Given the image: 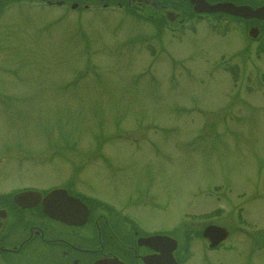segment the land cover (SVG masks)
I'll return each instance as SVG.
<instances>
[{"label": "rangeland", "instance_id": "obj_1", "mask_svg": "<svg viewBox=\"0 0 264 264\" xmlns=\"http://www.w3.org/2000/svg\"><path fill=\"white\" fill-rule=\"evenodd\" d=\"M53 10L1 15L0 152L27 158L0 155V189L66 173V184L124 204L143 232L183 218L230 229L225 248L197 238L182 264H264V43L242 40L239 22L224 30L232 36L208 23L164 47L132 43L151 29L102 10L55 29ZM233 54L225 67L238 79L219 65Z\"/></svg>", "mask_w": 264, "mask_h": 264}, {"label": "flooded vegetation", "instance_id": "obj_2", "mask_svg": "<svg viewBox=\"0 0 264 264\" xmlns=\"http://www.w3.org/2000/svg\"><path fill=\"white\" fill-rule=\"evenodd\" d=\"M6 1L8 0H0V6ZM20 1H28L36 7L43 4L58 6L57 3L65 8L76 5V9L86 0H15V2ZM174 1L95 0L94 2L109 8H123L127 5L137 11L154 9L165 12L177 8L180 12L192 10L188 2L178 6L176 3H171ZM246 2L257 3L253 0ZM51 188L21 185L11 190L0 189V264H116L109 261L101 262L106 256H116L127 264H149L142 259L146 254L145 248L134 243V236L127 234L121 236L119 231L123 229V225L117 222L115 228L111 215L96 214L85 199L83 200L89 209L86 220L80 216L59 219L49 215L44 197ZM27 189L42 190L43 196L23 201L14 200L17 192ZM57 202L63 211L73 214H76L73 209L80 211V208L74 204L65 203L63 198Z\"/></svg>", "mask_w": 264, "mask_h": 264}, {"label": "water", "instance_id": "obj_3", "mask_svg": "<svg viewBox=\"0 0 264 264\" xmlns=\"http://www.w3.org/2000/svg\"><path fill=\"white\" fill-rule=\"evenodd\" d=\"M220 5H217V6H213V7H210V8H213L214 10H218L220 7ZM206 6H201V9L202 10H205ZM218 8V9H217ZM221 8H224L225 10H228L230 12H233L237 15H241V16H244V17H259V18H264V7H261V8H257V9H252L251 7H234L232 5H224V6H221ZM213 10V11H214ZM211 11V10H210Z\"/></svg>", "mask_w": 264, "mask_h": 264}]
</instances>
